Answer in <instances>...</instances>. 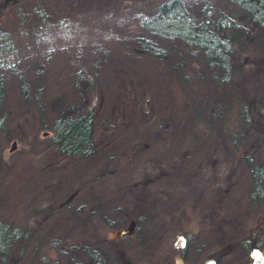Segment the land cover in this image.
I'll return each instance as SVG.
<instances>
[{
  "label": "rangeland",
  "instance_id": "1",
  "mask_svg": "<svg viewBox=\"0 0 264 264\" xmlns=\"http://www.w3.org/2000/svg\"><path fill=\"white\" fill-rule=\"evenodd\" d=\"M161 1L0 0V28L15 37L9 60L19 61L5 71L0 111V216L27 229L0 264H184L188 241L209 237L203 255L233 256L241 247L229 243L264 221V201L250 193L252 163H264V32L248 16L231 32L235 71L224 88L185 46L171 44L167 60L140 50V15ZM22 70L34 99L22 94ZM74 100L100 116L95 153L79 160L48 137ZM124 188L136 193L115 209L99 201ZM132 217L129 240L103 241Z\"/></svg>",
  "mask_w": 264,
  "mask_h": 264
},
{
  "label": "trees",
  "instance_id": "2",
  "mask_svg": "<svg viewBox=\"0 0 264 264\" xmlns=\"http://www.w3.org/2000/svg\"><path fill=\"white\" fill-rule=\"evenodd\" d=\"M230 1L234 5L233 8H217L214 0H162L155 12L140 15L145 30L144 33L136 35L135 38L139 43L140 50L167 60L171 59L173 55L172 50H169L171 44L176 49L185 46L188 53H196L200 56L205 76L208 74L215 80L216 84L226 88L234 75L233 58L234 51L237 50V40L231 32L234 33L236 28L245 26V16H248L249 21L264 32V0ZM193 2L200 6V10L192 5ZM43 9V7H39V9L37 7L35 10L36 12L39 10L40 14L43 15L46 14ZM46 16L43 15L44 18ZM249 27L247 24V28ZM14 40V34L9 29L0 28V111L6 96L7 76H5V71L8 67L17 68L19 62L10 61L6 50H15ZM238 43L241 44V42ZM103 50H108V48ZM174 51L182 52L178 49ZM97 73L101 74V71H97ZM20 77L23 79V96L31 95L30 97L34 99L31 94L33 84H30L29 75L25 73V70H22ZM40 89L42 90V85ZM78 104V100H74L56 114L50 127L52 132L48 134L49 141L56 145L59 152L76 160H79V157H90L95 153L96 125L100 118L97 106L85 104L82 105V108ZM39 105L42 106L41 103ZM245 112L247 113V111ZM5 121L6 117L1 115L0 130L4 127ZM113 172L115 173V171L105 168L102 176H108ZM251 174L253 177L251 184L253 194L251 197L255 199L257 197L254 193L264 194V163H252ZM122 179L120 181L124 182L125 180ZM119 188L122 186L120 185ZM135 193L136 191L129 192L124 188L123 191L108 192L106 198H101L99 201H102L106 206H112L111 209H115L116 207L113 206L115 199H127V194L135 195ZM99 196L102 197L100 194ZM100 215L106 217L109 214L103 211ZM26 230L22 225L15 224L0 216V253L3 261L8 260L7 257L14 249L18 236ZM129 234L131 233L125 235ZM125 235H114L111 240L104 238L103 241L111 245L121 244V240L130 239L128 236L124 237ZM93 243H87L85 249L90 252L92 257L103 262L104 256L101 254L100 248ZM128 246L131 245L128 243L125 247ZM127 258L128 256L124 257V259ZM131 261L128 258L124 263Z\"/></svg>",
  "mask_w": 264,
  "mask_h": 264
},
{
  "label": "flooded vegetation",
  "instance_id": "3",
  "mask_svg": "<svg viewBox=\"0 0 264 264\" xmlns=\"http://www.w3.org/2000/svg\"><path fill=\"white\" fill-rule=\"evenodd\" d=\"M253 178V177H252ZM259 192V191H258ZM251 195L253 192H250ZM257 194V195H256ZM255 197L259 201H264V194L254 193ZM264 202H262L263 204ZM263 223V224H262ZM264 221L252 225L249 231L242 236L239 241L229 243L231 249L239 248L236 255L229 256L223 252H212L209 255H203L208 252V248L211 247L213 241H210L209 237L205 238L199 245L194 246L192 241H188V244L183 251L185 259L184 264H252L256 261L257 253L264 259ZM133 233V232H132ZM197 254H194L196 253ZM194 254V261L189 260V256ZM198 261V263H197Z\"/></svg>",
  "mask_w": 264,
  "mask_h": 264
},
{
  "label": "water",
  "instance_id": "4",
  "mask_svg": "<svg viewBox=\"0 0 264 264\" xmlns=\"http://www.w3.org/2000/svg\"><path fill=\"white\" fill-rule=\"evenodd\" d=\"M136 221H137L136 218L132 217L126 226H121L116 228L113 231L112 235L122 236L127 233H132L135 230L137 224ZM252 264H264V259L262 257V254L261 256L259 255V257L257 256L256 261H254Z\"/></svg>",
  "mask_w": 264,
  "mask_h": 264
},
{
  "label": "snow or ice",
  "instance_id": "5",
  "mask_svg": "<svg viewBox=\"0 0 264 264\" xmlns=\"http://www.w3.org/2000/svg\"><path fill=\"white\" fill-rule=\"evenodd\" d=\"M256 255L259 257V254L258 253Z\"/></svg>",
  "mask_w": 264,
  "mask_h": 264
}]
</instances>
